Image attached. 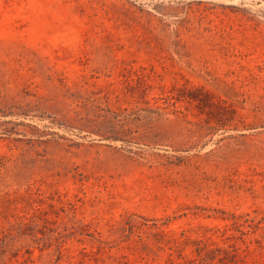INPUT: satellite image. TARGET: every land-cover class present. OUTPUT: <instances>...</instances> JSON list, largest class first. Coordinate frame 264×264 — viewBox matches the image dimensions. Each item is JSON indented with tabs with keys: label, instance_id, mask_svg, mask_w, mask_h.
Instances as JSON below:
<instances>
[{
	"label": "rangeland",
	"instance_id": "rangeland-1",
	"mask_svg": "<svg viewBox=\"0 0 264 264\" xmlns=\"http://www.w3.org/2000/svg\"><path fill=\"white\" fill-rule=\"evenodd\" d=\"M0 264H264V0H0Z\"/></svg>",
	"mask_w": 264,
	"mask_h": 264
}]
</instances>
